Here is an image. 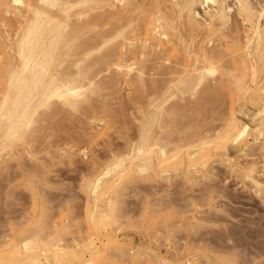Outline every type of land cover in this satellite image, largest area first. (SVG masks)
Segmentation results:
<instances>
[{
	"label": "rangeland",
	"instance_id": "rangeland-1",
	"mask_svg": "<svg viewBox=\"0 0 264 264\" xmlns=\"http://www.w3.org/2000/svg\"><path fill=\"white\" fill-rule=\"evenodd\" d=\"M172 1L112 5L108 19L78 39H104L90 62L98 91L89 95V103L72 111L53 99L49 107L39 108L23 140L4 150L10 142H2L0 259L15 255L17 243L34 239L35 231L49 238L61 236L71 256L77 242L86 249L83 240L94 204L99 212L107 208L106 198L96 199L87 187L88 179L102 164L123 157L128 173L113 209L117 222L101 223L113 240L88 264H264V191L257 192L241 170L251 159L264 165V158L259 148L241 155L237 145L229 142L223 150L215 139L227 129L232 112L250 122L255 106L264 101V95L254 89L244 94L235 83L244 74L242 61L248 51L264 83V51L256 50L253 41L242 48L244 38L222 35L218 26L190 25ZM157 15L169 20V44L145 57L133 54L127 45L143 39L145 25ZM132 55L145 68L143 80L125 77L115 66ZM200 73L204 78L196 84ZM245 74L249 81V72ZM163 83L171 89L156 100L153 89ZM149 129L150 139L161 137L173 155L167 166L131 162ZM202 140L207 141L206 156L200 160L193 149L200 148ZM86 150L88 155L83 154ZM180 150L181 162L174 156ZM188 151L196 154L192 162ZM20 252L27 262L37 254L32 246Z\"/></svg>",
	"mask_w": 264,
	"mask_h": 264
},
{
	"label": "bare ground",
	"instance_id": "bare-ground-1",
	"mask_svg": "<svg viewBox=\"0 0 264 264\" xmlns=\"http://www.w3.org/2000/svg\"><path fill=\"white\" fill-rule=\"evenodd\" d=\"M124 2L125 0H0V34L5 46L4 49L0 46V88L3 89L0 99V146L5 140L10 142L4 145L3 150L14 145L15 140L24 139L39 108L49 107L53 99L72 111H78L84 104L89 103V95L98 91V79L95 81L90 74V62L94 59L93 54L101 49L99 43L104 39H78L86 30L104 23L109 17L112 5ZM171 3L178 8V15L190 25L197 26L202 22L207 28L218 26L222 35H232L239 41L244 38L246 44L242 48L248 47L253 41L256 50L264 51V0H173ZM198 6L202 7V11ZM168 23L169 20L163 16L151 17L145 25L143 39L131 40L127 45L128 50L145 57L152 51L163 49L170 42ZM10 26L14 27L12 32ZM134 59L132 55L115 63V66L125 77L135 75L143 80L145 68ZM204 61H207L206 56ZM242 68L244 74L235 82L238 89L244 94L254 89L255 93L264 95V83L261 79L258 80L257 63L249 51L242 61ZM205 70L213 72L212 67H206ZM246 71L250 75L249 81L245 80ZM203 78L200 73L195 79L196 84H200ZM170 89L169 84H159L153 89V95L159 100L161 95L165 96ZM161 109L162 104L157 106L156 117H161ZM238 112L241 115L242 111ZM237 114L232 112L227 129L215 135L218 146L226 150L227 144L232 142L240 148L241 155L247 156L251 155L250 151L259 148L260 156L264 158V101H259L255 106L250 122H243ZM151 135V129L143 133L142 144L136 148L137 155L131 158V162L139 159L143 160L144 167L153 163L167 166L173 155L166 150L161 137L150 139ZM206 143L207 141L202 140L198 145L201 147L193 149V153L196 152L200 160L206 156L203 151ZM83 154L88 155V151ZM174 156L180 162L183 160L181 150ZM187 156L192 162L196 154L192 155L188 151ZM124 160L122 157L113 163L102 164L97 168L101 170L95 168L96 174L93 172L95 175L88 179L87 187L91 186L96 199L106 198L107 208L99 212L98 206L94 204L91 224L88 226L89 233L83 240L86 249L77 242L74 244L75 254L71 256L66 252L67 247L62 243L61 236L49 238L48 235L42 236L35 231L32 240L22 238L28 234L22 236V239H19L21 246L17 243L13 249L16 254L0 259V264H63L65 261L88 264L101 255L105 245L113 240L101 230V223L104 222L107 226L117 222L113 209L119 197L122 179L128 173ZM239 161L241 162L240 159ZM259 161L251 159L249 164L244 161L245 167L241 170L245 180H248L257 192H263L264 165H259ZM104 165L106 166L102 168ZM29 246L35 248L37 254L28 262L23 261L20 248L26 249Z\"/></svg>",
	"mask_w": 264,
	"mask_h": 264
}]
</instances>
